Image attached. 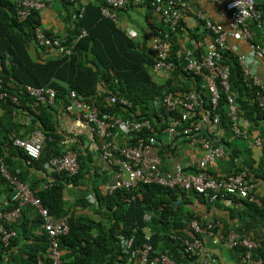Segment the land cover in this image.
<instances>
[{"label":"trees","instance_id":"1","mask_svg":"<svg viewBox=\"0 0 264 264\" xmlns=\"http://www.w3.org/2000/svg\"><path fill=\"white\" fill-rule=\"evenodd\" d=\"M45 1L49 4V0ZM60 1L69 8V21L72 22L70 30L63 35L48 31L43 26L41 11H33L26 20H21L17 16L15 0H0V91L17 98V101H13L8 96L0 100V106L4 109V116L0 117V164L3 161L10 168L7 153L14 149L15 154L24 156L30 168L36 167L45 171V167L53 175H45L41 179L37 178L36 181L28 183L21 171L11 170L32 189L37 190V195L51 214L70 215L69 232L60 238L64 264H137L147 241V227L152 230L153 234L149 241L154 248L162 251L168 249L175 261L189 263V258L182 253V238L184 236L191 238L186 230L187 224L193 219L205 221L184 208V200L188 194H194L208 201L203 194L182 188L169 189L156 184L139 183L130 189L120 188L108 195L98 193V201L92 209L94 213L79 216L71 213L70 208L67 207L64 198L66 186L64 182L78 184L94 167L96 174H99L93 159H89L69 144L67 149L71 148L78 153L80 170L77 174L70 175L66 171L51 170L48 162L53 156L64 154L67 150L65 149L66 138L58 131L56 116L59 108L65 111V107L70 102L72 90L77 91L89 101H95L102 116L109 115L112 118L120 116L131 120L151 119L152 123L159 127V134L162 133L161 128L165 118L180 115V111L167 114L162 106V98L166 94L169 92L178 94L185 90L196 89L204 99L203 106L198 109L200 110L211 109L209 93L202 88L201 78L192 72L185 71L184 65L180 64V44L172 36L169 38L168 59L174 65L170 76L158 82L151 71L156 62L155 51L142 48L134 35L127 33L119 25V21L103 15L102 8L106 0ZM143 5L160 11V6L152 0L141 5H129L119 10ZM83 6L85 7L83 15L79 16ZM76 13L78 15L74 17ZM37 26L42 27L51 37L65 39L66 36L65 45L72 44L73 39L80 36L82 29H86L87 34L75 43L70 55L59 53L55 57V52L57 55L58 50L54 46H41L35 43ZM159 35L164 37L165 34ZM223 59L231 67V88L228 92L221 90L220 103L211 111V116L219 115L220 122L217 127L224 132V136L218 139L215 135V127L212 126V130L210 125L205 127L204 132L223 144L226 151L225 144L230 143L228 139L239 138L232 131V119L227 108L228 95L234 94L236 100L239 96H245L251 101L250 112L246 115L255 123L264 120V111L257 105L256 88L245 75L238 57L230 51H225ZM26 85L55 89L57 95L54 103L51 104L33 96L27 91ZM111 92L118 97L127 98L132 106L111 104L106 101V97ZM27 117L30 118L29 121H26ZM191 121L193 119H190L189 123ZM22 127L31 129L28 137L35 129H40L45 134L40 158L29 161L24 150L14 145V138H28L27 135L19 136ZM95 135L101 138L96 133ZM132 136L133 138H125L120 143L137 147L140 140L149 142L151 136L156 134L144 130L133 132ZM157 136L160 138L159 135ZM108 140L113 141L111 137ZM165 146L170 149L172 143ZM163 150L159 148L160 152H164ZM101 153L102 146L99 155ZM240 170L241 168H238L235 172ZM29 173L30 171L27 173L28 177ZM109 179L103 178L102 182H109ZM50 183L52 185L45 187ZM5 192L8 203L0 204V211L12 210L18 205V200L13 196V186L0 171V197ZM180 198V202L177 203ZM229 198L243 202L246 207L245 213L260 218L264 229V200L261 206L249 199L237 196ZM35 208L32 205H26L19 219L9 225L16 230L17 235L11 239L8 246L0 237V259L4 256L13 257V246L18 238L22 237L24 240L33 239L25 250L30 257V262L27 264H38L39 258L43 260L42 264H53L48 255L50 239L43 227V218L37 208L38 212L35 211ZM146 214L150 215L148 220L144 218ZM41 226L44 232L38 235L35 229ZM220 229L223 230L220 234L221 238L225 240L231 230L223 228L222 225ZM172 234L177 235L178 239L173 238ZM129 238H133V243L126 250L125 242ZM257 240L261 242V245L251 251L250 259L246 257L247 250L244 247L229 250L236 264H255L256 262L264 264V238ZM154 257V253L149 256L151 260ZM155 264L162 263L155 262Z\"/></svg>","mask_w":264,"mask_h":264},{"label":"built area","instance_id":"2","mask_svg":"<svg viewBox=\"0 0 264 264\" xmlns=\"http://www.w3.org/2000/svg\"><path fill=\"white\" fill-rule=\"evenodd\" d=\"M74 1V0H70ZM149 0H106L102 8L103 15L118 20L117 10L129 5H141ZM160 6V11L164 24L171 33L184 28L185 17L191 13L194 14L199 23L207 29L212 37L208 44L207 52L199 56L184 55L188 61L184 64V70L192 72L201 78L202 88H205L210 96L211 109H199L203 106L204 99L201 93L196 90H185L175 94L169 92L162 98V106L167 114L180 111V115H173L165 118L163 122L162 133L166 136L168 143L188 142L194 147L202 149L201 155H196L187 161H177L171 171L163 170V156L159 151V146L165 142L158 138L157 126L151 119L143 118L138 120L123 119L120 116L109 115L102 116L100 109L95 101H89L79 95L77 91L70 92V102L65 107V112L81 120L86 127L96 133L103 140L101 157L104 162L111 165L114 169V180L104 183L100 189L103 195L113 193L120 188L130 189L139 183L156 184L169 189L182 188L186 191H195L203 194L208 202L229 200V197H239L249 199L261 206L263 200L254 192L257 182L251 177L250 172L245 167L238 172H231L220 176H211L205 169L217 163L218 159L225 156L226 151L223 144L217 142L212 136L206 135L205 127L210 125L215 127V135L221 139V129L217 127L220 122L219 115L211 116L212 110L216 109L221 100V90L230 91L231 67L223 59V53L230 51L238 57L239 63L245 75L251 80L256 88L257 105L264 111V82L251 69L252 59L248 56L239 54L235 45H231L229 37L235 40L251 39L252 32L249 21H257L264 32V12L257 3V0H228L225 2L222 14L230 18L228 29L222 24L216 23L205 16L202 10H193L188 0H152ZM17 5V16L21 20H26L33 11H41L47 7L45 0H15ZM84 6L81 8L79 16L83 15ZM78 13L74 14L77 17ZM87 34L86 29H82L80 36L73 39L72 44L65 45L67 37L55 38L46 34L42 27L36 28V41L41 46L52 45L56 50L65 55H70L75 43L80 37ZM170 33L164 37L156 35L153 39V49L156 53V62L153 66L155 72H170L173 68V62L168 59ZM64 39V40H63ZM63 40V41H62ZM252 55L264 60V49L260 44H253ZM27 91L40 100L54 103L56 98L55 89H46L26 85ZM11 97L13 101L17 98L9 95L7 92L0 91V100ZM106 101L111 104L119 103L130 107L131 102L125 97H118L111 92ZM228 114L232 119V131L239 138H247L248 132L243 130L240 124L241 109L234 94L228 95L227 101ZM199 114V116H198ZM29 117L26 121H29ZM193 119V121H190ZM149 130L156 134L151 136L149 142L140 140L137 147L127 146L115 141L122 134L126 138H133V132ZM213 130V129H212ZM112 138L113 141L108 140ZM45 141V134L40 129H35L28 138L16 137L13 139L15 146L24 150L29 157V161L38 159L41 156ZM252 144L260 149H264V135H257L252 139ZM51 170L59 172L66 171L70 175H75L80 170L78 153L71 148L64 154L55 155L49 162ZM0 171L14 188V199L18 200V205L12 210L0 211V237L3 243L8 246L11 239L15 238L17 232L9 227L15 223L26 205L36 207L43 218V227L49 236L48 255L53 264H64L62 251L60 248V238L69 232L70 215L56 216L50 213L49 209L43 204L42 199L37 195V190L23 181L19 175L13 173L2 161ZM52 185L46 184L45 187ZM150 218L149 214L144 217ZM221 221L219 219L207 220L201 222L193 219L187 224L189 236L182 238V253L186 255L190 262L175 261L169 254V250L164 251L154 248L149 241L152 237V230L146 228V243L143 246L141 255L137 264H198L197 261L202 256L205 263H211L213 257L205 253L204 238L212 239L217 245H223L227 250H233L236 247H244L247 250L246 257L250 259L251 251L261 245L257 239L241 236L230 231L225 237L221 238ZM218 229V230H217ZM172 237L178 239V236L172 234ZM133 243V238L125 242V249H129ZM154 253L153 260L149 258ZM252 262V260H251ZM251 264V263H250Z\"/></svg>","mask_w":264,"mask_h":264},{"label":"crops","instance_id":"3","mask_svg":"<svg viewBox=\"0 0 264 264\" xmlns=\"http://www.w3.org/2000/svg\"><path fill=\"white\" fill-rule=\"evenodd\" d=\"M88 2L89 0H81ZM193 10H202L206 17L216 23L222 24L226 29L230 23V18L222 14L223 7L228 0H188ZM257 3L264 12V0H257ZM119 25L127 32L134 35L137 42L144 49L154 51L153 39L159 34H168L172 36L176 42L180 44V64L184 65L188 59L184 55H201L207 52L208 44L212 40L210 32L205 29L199 20L191 13L185 17L184 28L177 32L171 33L168 27L164 24L161 11L148 7L146 5L118 10ZM70 10L60 0H49L47 7L41 10L43 18V26L48 30L55 32L57 35H63L70 30L72 22L69 21ZM252 32L251 39L235 40L229 37L228 42L235 45L239 54L248 56L252 59L251 69L264 82V60L252 55L253 44H260L264 49V32L261 25L254 20L249 21ZM177 43V44H178ZM169 51V50H168ZM63 54L60 51L55 52V57L58 54ZM64 55V54H63ZM49 56V55H42ZM152 75L158 81H163L170 76V72L162 71L155 72L152 68ZM240 109L241 117L240 124L243 130L248 132L247 138H230L226 143V154L218 159L217 163L208 166L205 171L211 176H220L235 172L239 167H245L249 170L251 177L257 182L255 193L261 199H264V149H260L252 144V139L257 135H264V120H259L258 123L247 118L250 111L251 101L247 97L239 96L237 100ZM4 116V109L0 106V117ZM58 131L66 138L65 149L71 144L72 147L80 150L89 159H93L99 174H96L95 167L90 173H86L83 180L78 183L64 182L65 186V201L71 213L79 216H88L92 213L93 206L97 203V195L101 194L100 187L104 184L103 178L109 179V182L114 180V172L111 165L101 159L100 149L102 146V138H98L92 133L86 125L75 117L67 114L63 109L59 108L57 112ZM22 120V119H21ZM30 128L22 127L19 131V136L30 135ZM224 136V133H222ZM159 137L165 142L162 147L163 170L171 171L177 161H187L196 155L202 154V149L194 147L188 142H178L172 144L171 148H167L165 134L161 133ZM125 135L114 139L118 142L125 140ZM7 153L9 169H18L24 175L25 180L29 183L36 181L37 178H43L45 175L53 176L49 169L45 167V171L41 168H30L24 156L14 153L9 150ZM49 163V162H48ZM46 166V164H45ZM48 166V164H47ZM28 171L29 177L27 175ZM51 174V175H50ZM32 181H31V180ZM108 181V180H107ZM14 196V194H13ZM181 200L178 199L177 203ZM184 208L195 213L201 220L207 221L219 219L223 228H229L238 235L246 236L252 239L264 238L263 223L260 218L248 215L245 213V205L243 202L233 200L219 201L211 203L200 199L194 194H188L184 200ZM8 203L6 192L0 197V204ZM262 203V201H261ZM259 203V205L261 204ZM36 209V208H35ZM36 212L37 209L35 210ZM221 227V226H220ZM220 231H223L220 229ZM35 232L40 235L44 232L43 227L35 229ZM33 239L24 240L22 237L14 244L13 257L4 256L0 259V264H27L30 262V257L25 250L27 245L31 244ZM205 253L211 254L213 260L211 263H205L203 256L198 259V264H236L235 259L230 255L229 250L222 244L217 245L212 242V239L205 237L204 241ZM43 260L39 258L38 264H42ZM255 264H260L256 262Z\"/></svg>","mask_w":264,"mask_h":264},{"label":"rangeland","instance_id":"4","mask_svg":"<svg viewBox=\"0 0 264 264\" xmlns=\"http://www.w3.org/2000/svg\"><path fill=\"white\" fill-rule=\"evenodd\" d=\"M229 253H230V251H229Z\"/></svg>","mask_w":264,"mask_h":264}]
</instances>
